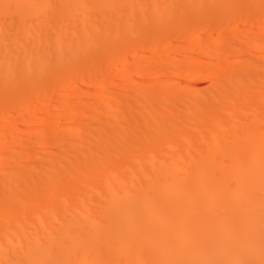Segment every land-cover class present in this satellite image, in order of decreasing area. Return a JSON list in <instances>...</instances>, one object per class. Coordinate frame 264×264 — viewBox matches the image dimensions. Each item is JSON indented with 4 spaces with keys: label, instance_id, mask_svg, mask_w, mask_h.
Segmentation results:
<instances>
[{
    "label": "bare ground",
    "instance_id": "6f19581e",
    "mask_svg": "<svg viewBox=\"0 0 264 264\" xmlns=\"http://www.w3.org/2000/svg\"><path fill=\"white\" fill-rule=\"evenodd\" d=\"M260 13L264 0H0V118L19 127L0 131V264H264L262 26L247 48L233 29L238 58L220 65L208 62L223 31L153 66L126 62L165 34L246 27ZM220 69L247 72L172 83ZM116 75L141 84L106 87L94 105L110 111L72 87ZM55 91L58 114L39 119Z\"/></svg>",
    "mask_w": 264,
    "mask_h": 264
},
{
    "label": "rangeland",
    "instance_id": "374dc122",
    "mask_svg": "<svg viewBox=\"0 0 264 264\" xmlns=\"http://www.w3.org/2000/svg\"><path fill=\"white\" fill-rule=\"evenodd\" d=\"M262 16L264 17V13L262 14V13H260L255 19H253L251 22H250V24H248V25H246V27H243V26H245V24L244 23H242L241 21H234V22H231V23H229L228 25L226 24V26H225V24H224V27H223V25H221L220 27H218V28H216V27H213V28H208V30L206 29V30H202V31H200V30H198V31H196L197 29H191V28H189V29H187L185 32H183V33H181V34H178V35H175V36H170V37H168L165 33V36H167V37H165V36H163V38H161V40H160V43L158 42V45H154V46H148V48H146V47H142V46H140V45H138V47L137 48H132V47H130V49L128 50V52L131 50V52H129V53H126V55H127V60H129V61H127L126 60V62H128L129 64H134V62L133 61H137V60H139V62L137 61V63H136V65L139 67H141V64H142V66H146V64H149V66H150V63H151V66H153V64H155L156 63V61H157V63H159L160 62V60H161V62H163V60L162 59H160V57L158 58V56H162V54L165 52V53H168L169 55H170V53H171V55L173 56V54H174V48L175 47H177V46H179V45H181V43L183 42V44H184V42H186V44L187 43H189V42H191L193 39H194V37H196V35H199L201 38H203V37H206V38H203V40H210L211 38V40H216L217 38V33L218 32H225L226 34H227V41L225 40V42H227V44L226 43H224L223 44V47L220 49V50H218L217 52H216V50L215 51H213L214 52V55H212V59H214V60H210L208 63L209 64H211L212 63V65H214V66H216V65H220L222 62L221 61H224V60H231V59H234L237 55L234 53V52H232L231 50H229V49H227V47H229L230 48V46H231V42L229 41V40H231V39H234V37H231L232 35H233V33L234 34H236L235 32L237 31V29H238V35L240 36H242V37H244L243 38V40L242 41H245L244 43V47H246V46H248V47H250L249 45H252L253 43H255V40L256 39H253L252 38V36H253V34H254V32H256L255 30H257V26H262V30H261V32H262V34H264V25H263V23H264V18H262ZM258 18V19H257ZM259 23V24H258ZM239 25H240V27H239ZM249 25H250V27H249ZM238 27V28H237ZM253 27H254V29H253ZM236 28V31L234 32H232V30L233 29H235ZM244 28H248V29H244ZM188 31V32H187ZM190 31V32H189ZM240 31V32H239ZM245 31V32H244ZM249 31V32H248ZM252 31V32H251ZM194 32H196V33H194ZM191 33V34H190ZM193 33L195 34V36L193 35ZM231 33H232V35H231ZM250 34V35H249ZM245 35H247V36H250V38L251 39H249V37H245ZM209 37V38H208ZM166 38V39H165ZM229 39V40H228ZM246 39V40H245ZM253 39V40H252ZM191 40V41H190ZM189 41V42H188ZM232 41V40H231ZM254 41V42H253ZM162 43V44H161ZM172 43H173V45H172ZM180 43V44H179ZM170 44H171V46H170ZM241 44H243V42L241 43ZM175 45V46H174ZM228 45H230V46H228ZM140 46V47H139ZM225 46V47H224ZM154 47V48H153ZM212 49L211 50H214L215 49V46L212 44ZM132 48V49H131ZM247 48V47H246ZM171 50V51H170ZM167 51V52H166ZM184 51H186V50H184ZM197 50H195V53H197L196 52ZM154 52V53H153ZM216 52V53H215ZM154 55H153V54ZM165 53L163 54V56H165ZM186 53H188L187 51L185 52V54ZM233 53V54H232ZM149 55V58L147 57V55ZM183 55L182 56V58H183V60H181L182 58H180V61L182 62L183 61V63L185 64V62H188V64H189V62H194L193 64L194 65H202V64H204L205 63V59L204 58H202V57H200L199 58V56L198 57H195V58H190L189 57V53L187 54V55ZM168 55V56H169ZM170 55V56H171ZM145 56V58H143V57ZM166 57H167V54H166ZM214 57V58H213ZM139 58V59H138ZM155 58V59H154ZM156 58H158V59H156ZM237 58H238V56H237ZM145 59V60H144ZM150 61H149V60ZM153 59V60H152ZM146 60H148V62L146 61ZM145 61L146 62V64H144L143 62ZM236 61V60H235ZM152 62H153V64H152ZM191 62V63H192ZM156 63V64H157ZM190 63V64H191ZM187 64V63H186ZM229 72H230V74H229ZM240 72V71H239ZM238 72V74L240 75L241 73L243 74L244 72H243V70L241 71V73H239ZM246 72L247 71H245V74H243V75H245L246 76ZM235 73V74H234ZM237 71L235 70V69H220V70H218L217 72H215V73H210V72H202V73H190L189 75H187V76H183L182 74H180V73H177V74H175L174 75V77H173V79H172V83L173 84H177L176 86H178V85H184L186 82H189L190 84V86H196L195 88H197V87H199V88H206V86L208 87V85L210 84H214V83H218V82H220L221 80H223L226 76H227V78L228 77H230V76H228V75H234V78H236L237 77ZM241 74V75H242ZM160 75V76H159ZM238 75V76H239ZM113 78H111V79H107L108 81H106L103 85H101V86H96V85H94L95 84V82H96V80H95V82L93 81V79H92V81H91V83H90V81H87V83H86V81L83 83L82 81H80V82H77V83H74V85L72 86V87H75L77 90L79 89V85L81 84V86H82V84H84L83 86H85L86 88H88L89 87V89L88 90H86V88H85V90H84V92H86V93H84V92H82V97L85 99L86 98V100L89 102L88 104L91 106V105H94V102H95V100H96V98L97 97H99L100 95H102L104 92L103 91H105V88L106 87H109L110 86V88H113V89H115L116 87V90H120V89H122L123 87H125V86H128V88H130V89H128V90H132L133 92H135L136 93V89H139V87H140V84H141V77H140V79H134L133 81H129V76L127 75V77L126 76H124V78L123 79H126L125 81H123L119 86L118 85H113L112 84V79H117V75L116 76H112ZM169 77V75L167 74V73H162V74H151V75H148L147 76V79H152V80H155L156 78H159V79H156L155 81H152V84H155V83H162L163 82V80L164 81H166L167 79L166 78H168ZM243 77V76H242ZM175 79V80H174ZM177 79V80H176ZM230 79H232L233 80V78L231 77ZM159 80V81H158ZM235 80V79H234ZM135 81V82H134ZM214 81V82H213ZM128 84H127V83ZM184 84H183V83ZM97 83V82H96ZM135 83V84H134ZM181 83V84H180ZM127 84V85H126ZM88 85H91V86H88ZM93 85V86H92ZM125 85V86H124ZM80 86V90H82V88H84V87H81ZM95 86V87H94ZM103 86V87H102ZM134 86H135V88H134ZM90 87H92V88H90ZM122 87V88H121ZM133 87V88H132ZM193 87V88H194ZM132 88V89H131ZM79 90V91H80ZM82 90V91H83ZM89 92V93H88ZM138 92V91H137ZM57 93H59V91H55L54 93L52 92V93H49L48 95H47V102H49V107H47V109H46V111H45V115H43L42 114V116H41V114H40V117H39V115L37 114V116H38V118L39 119H41V117L42 118H47V117H51V116H56L58 113L57 112H55V110L53 109V107H51V105H53V103L56 101L55 100V97L54 96H57ZM132 93V92H131ZM56 94V95H55ZM86 94H88V96H85ZM70 95H71V93H70ZM72 96V95H71ZM71 96H69V99L71 98V99H73ZM49 98V99H48ZM89 98L91 99V100H89ZM94 100V101H93ZM183 101H180L179 100V103H182ZM71 104L73 103L74 104V101H72V102H70ZM69 103V104H70ZM91 103V104H90ZM69 104H67L69 107H67V105H65V108L64 107H62L64 110H67V109H69V108H71V106L72 105H69ZM32 106H34V104L33 103H31V105H30V107H32ZM123 106H124V104H123ZM94 110L96 109L97 110V112L98 111H106L105 109H110L111 110V108H108V107H98V106H91ZM96 107V108H95ZM98 107V108H97ZM122 107V106H121ZM119 108V109H122V108ZM119 109H117V111H119L120 112V110ZM109 110V111H110ZM59 112V111H58ZM57 113V114H56ZM12 116H11V119L12 118H14L15 116H17L18 114H17V112L16 113H12L11 114ZM33 115V114H32ZM36 116V117H37ZM10 119V120H11ZM2 120H3V118H0V131L2 130V132L1 133H5V132H7L8 134L10 133V132H12V131H14L15 130V128H17L18 127V123L16 122L15 123V121L12 119L10 122H8L7 124H2ZM13 121V122H12ZM19 128V127H18ZM12 130V131H11ZM28 130V129H27ZM30 130H33L32 128H30ZM7 133H5V134H7ZM44 149H42V148H37V150L39 151H41V150H43V151H48V149H46V148H48L47 146H44L43 147ZM42 151V152H43ZM49 152V151H48Z\"/></svg>",
    "mask_w": 264,
    "mask_h": 264
}]
</instances>
